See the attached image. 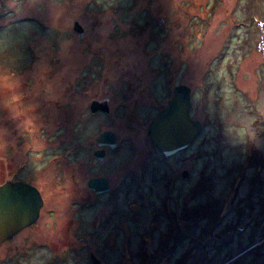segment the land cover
<instances>
[{"label": "rangeland", "instance_id": "rangeland-1", "mask_svg": "<svg viewBox=\"0 0 264 264\" xmlns=\"http://www.w3.org/2000/svg\"><path fill=\"white\" fill-rule=\"evenodd\" d=\"M0 67L19 77L25 107L38 109L31 120L0 100L7 145L0 184L30 179L41 167L49 177V160L58 168L67 162L68 174L40 223L0 249H13L0 264H93L91 254L101 264H264V0H0ZM87 79L92 96L119 85L114 93L125 108L123 85L184 84L190 118L203 129L174 155L143 151L130 164L125 143L98 166L84 152L85 127L56 110L74 101L71 85L82 89ZM140 110L152 114L147 104ZM99 121L136 147L147 139L135 120ZM97 123L87 125L93 135ZM77 160L89 173L67 169ZM75 174L107 176L110 194L71 191Z\"/></svg>", "mask_w": 264, "mask_h": 264}, {"label": "flooded vegetation", "instance_id": "flooded-vegetation-1", "mask_svg": "<svg viewBox=\"0 0 264 264\" xmlns=\"http://www.w3.org/2000/svg\"><path fill=\"white\" fill-rule=\"evenodd\" d=\"M168 77H169V73H168ZM168 77L166 78V80L168 81ZM87 82L84 83L82 85V89H79L78 86L76 84L71 85V89L69 91V94H71L74 98V101H71L70 103H68V106L65 110H60V109H55L58 111L59 114H62L63 112L66 111V120L65 122H67L69 124V122L74 123L75 125H77V127L81 128L84 126L85 130H83V134L84 131L87 130V136H89L88 140H86L85 144H84V152H87V155L89 156V154L91 155V157L93 158L94 161L98 162V166L101 165V163H103L107 158L109 159L111 154L116 153L119 154L120 152L124 151L122 148L123 144H127L128 147H131V150H128L126 152V154L129 157H126L127 159L131 158L132 156H134L133 161L129 162V159L127 160L130 164H132V162H134L135 160H137L138 156H141L142 154H140L139 152H143L145 151V153H150L153 154V156L157 159L161 158V157H166V155H164L161 151H159L158 149H156L149 137H148V131H149V125L151 124V122L157 117V115L164 110L170 100L173 98L174 94V88L178 85H181L179 83H177L176 85H171V83L167 84H154L151 86L147 85L144 86L145 90H140L139 84L137 85H123L125 88V92L126 95L124 96V99L127 100V102H129V104L131 105V108H125V106H127L124 102H120L119 98L120 95L115 94L114 92L115 87H119V85H111L108 84L107 86H102L101 88H97L96 90H94V95H91V92H93V89H91V87L95 84L90 85V83L88 82V79L86 80ZM170 82V80H169ZM134 87V89L132 88ZM143 88V89H144ZM130 91H132L131 95H130ZM82 96L83 100H84V105L80 106L77 104V99H79V97ZM92 97V98H91ZM161 97V98H160ZM91 98V99H90ZM93 102H97L101 105H106L108 107V111H97V112H92L91 111V105ZM144 104L149 105V107H151V113L149 115H144V117L141 116V110L140 108H144ZM133 105V106H132ZM32 107H34V112H32V114H35L37 112V106L33 105ZM124 112V115H122V111ZM130 113H129V111ZM117 111V113H116ZM57 113V112H56ZM44 119L50 121V117L49 116H44ZM102 118H112L113 119V124L116 123H129V120L131 119V121L135 120L136 123L139 124V128L141 129L142 133L145 131V137H147L146 140L139 142L138 146L136 147L135 143L133 142H125L123 141L119 134L116 132V128H113L109 125H103L101 123ZM31 120H33L31 118ZM91 121L94 122H98V130L94 131V135L93 132L90 133L89 129H88V124L91 123ZM51 122H54V116L51 118ZM57 122V118L53 124V126L56 125ZM125 129L127 130L126 134H128L125 137H132V134L134 135L135 131H133L134 129L129 125V126H125ZM59 130V129H58ZM77 132L79 133L78 129L76 128ZM106 131H110L112 133H114V135L116 136V144L113 147H110L108 145H104V146H100L97 144V141L99 139V136ZM66 134L65 135H61V141L60 144H63L64 142H66V137H67V130L65 131ZM82 134V132H81ZM85 135V134H84ZM141 136V134H139ZM93 136V138H91ZM136 137V135H135ZM68 138L70 139V135L68 136ZM133 138V137H132ZM134 140V138H133ZM135 141V140H134ZM53 142H56L53 141ZM137 149H140L142 151H138ZM71 150V149H70ZM96 153H101L103 154V159L101 160L99 157L95 156ZM123 156V155H122ZM168 157V156H167ZM68 159V156L65 152L62 153L61 155V159ZM49 160V159H48ZM67 163V162H66ZM65 163V164H66ZM80 163V164H79ZM62 166H60L58 168V160H56V162L54 161H50L49 163L46 165L48 167V170L50 171V175L49 177H47V175L45 174V171L43 169V167L40 168V170L37 173H33L31 175L30 179H7L5 180V182H3L1 185L4 184H10L13 185L15 183H23V184H27L31 187H33L34 189H36L41 197L42 200V206L39 212V216L38 219L36 220V222L27 227L24 228L23 230H21L19 233H17L15 236H13L12 238L6 240L5 242H3L2 244H0V249H3L6 244H8L9 242L15 240L21 233L27 231V230H31L34 226L38 225V223H40V220L42 218V214L45 208H47V203L49 200H52L54 202H56L57 200L60 199V195L58 194V189L60 187L59 185V181H62V179L65 177V181H67V177L68 174L64 173V166L65 164L61 163ZM80 165L82 168L84 167L88 173H89V166L85 163L82 162V160H77L76 164L70 163L67 165V169L68 167H70V169L73 171L75 169L76 166ZM129 165V164H128ZM9 168V174H10V170L11 168L6 165ZM58 170H60L61 172H58ZM185 172V171H184ZM133 174V173H132ZM131 174V175H132ZM84 174H82L81 177H77V174H75L74 176H72L74 181L78 182V186H73V182L69 181V185L71 188V191L78 189L79 186H83L85 188V190L90 194L93 195L96 198H103L106 195L110 194L111 189H112V185L110 180L108 179L107 176H84ZM106 179L108 181V186H109V190L107 192L104 193H98L93 189L89 188V182L91 180H95V179ZM82 179V182H81ZM52 233V232H51ZM79 247H77L76 249H78ZM15 249H17V246L15 247ZM13 249H5L4 253H0V256L3 257H9V254L12 252Z\"/></svg>", "mask_w": 264, "mask_h": 264}, {"label": "water", "instance_id": "water-1", "mask_svg": "<svg viewBox=\"0 0 264 264\" xmlns=\"http://www.w3.org/2000/svg\"><path fill=\"white\" fill-rule=\"evenodd\" d=\"M74 30L82 37V28L76 23ZM174 96L168 106L162 110L149 125L148 137L152 145L166 156H171L187 149L203 127L198 120L190 118L192 107L191 90L185 85L174 88ZM91 111H108L106 105L93 102ZM100 146H115L116 136L110 131L103 132L97 141ZM95 156L103 159V154ZM187 172L184 177L187 178ZM89 188L98 193L109 190L106 179H95L89 182ZM42 206L41 197L36 189L23 184H4L0 186V244L12 238L24 228L33 225L38 219ZM93 264L101 261L91 254Z\"/></svg>", "mask_w": 264, "mask_h": 264}, {"label": "clouds", "instance_id": "clouds-1", "mask_svg": "<svg viewBox=\"0 0 264 264\" xmlns=\"http://www.w3.org/2000/svg\"><path fill=\"white\" fill-rule=\"evenodd\" d=\"M21 88L22 83L19 77L13 76L8 69L0 67V100L3 101L7 108L11 109L15 106L18 111H21L32 118L31 113L34 112V107H25V94L20 91ZM47 89L48 91H51L52 85L49 84ZM6 92L10 93L7 98H5ZM14 118L21 121L23 119V117L17 118L15 115ZM5 135L6 134L3 131H0V152H4L7 146L5 142Z\"/></svg>", "mask_w": 264, "mask_h": 264}, {"label": "trees", "instance_id": "trees-1", "mask_svg": "<svg viewBox=\"0 0 264 264\" xmlns=\"http://www.w3.org/2000/svg\"><path fill=\"white\" fill-rule=\"evenodd\" d=\"M251 157H252V156H249V157L247 158L248 166H249V162H250V160H251ZM244 165H245V166H244ZM243 166L246 167V162H244ZM239 171L242 172V171H243V168L240 167ZM204 214H205V213H204Z\"/></svg>", "mask_w": 264, "mask_h": 264}, {"label": "bare ground", "instance_id": "bare-ground-1", "mask_svg": "<svg viewBox=\"0 0 264 264\" xmlns=\"http://www.w3.org/2000/svg\"><path fill=\"white\" fill-rule=\"evenodd\" d=\"M182 85H184V84H182Z\"/></svg>", "mask_w": 264, "mask_h": 264}]
</instances>
